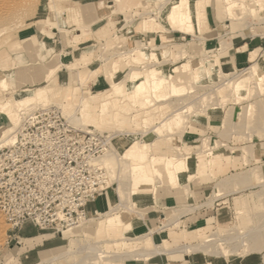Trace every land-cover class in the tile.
I'll use <instances>...</instances> for the list:
<instances>
[{"label":"rangeland","instance_id":"rangeland-1","mask_svg":"<svg viewBox=\"0 0 264 264\" xmlns=\"http://www.w3.org/2000/svg\"><path fill=\"white\" fill-rule=\"evenodd\" d=\"M162 1L166 2V0H120V2H115L113 0L115 12H122L124 15V21L120 23L122 24V28L120 31L116 30L103 38L102 41L99 40L95 43L97 50L96 57L98 58L96 59V64L105 67L108 71L107 78L110 86L105 90L102 97L101 95L98 96V98L101 97V99L96 106L101 102L106 103L109 112L105 113L101 121L99 110L96 107L93 111L94 122L84 124L93 125V127L100 131H107L110 133H113L114 130H120L116 133L118 137L114 143V152L112 156L109 157L110 164L108 167H110L113 172L111 179L116 177L121 180V182L128 181L134 184L135 178L146 176L149 179L150 177H154L157 182H162V184H166L170 181L169 183L172 185H181L180 176L183 174L187 175L189 181L195 176L206 174L198 172L199 161L197 157L200 156L193 155V153L200 149L202 139L208 141L209 147L211 146V141L208 134L202 132V136L196 141L194 148H191L180 142V139H178L176 135L181 134V132L184 129L186 130L189 126L191 127L195 121L201 122L206 120L207 116L211 114L220 113L219 122L221 123L213 128L222 138L228 139L232 137L233 140L243 146V160H245L247 164H250V167L247 166V168L249 167L248 173L252 176L253 181L245 190L236 189L233 191L231 198L234 203L231 222L227 225L220 226L224 229L213 226L205 235L212 234L213 232L217 234L226 232L244 233L252 227L258 229L259 226L258 234L262 238V243H264V226H262L264 224V182L262 181L264 178H260L264 176V158L256 160V164H251L253 161L252 157L248 160L255 146L264 150V93H262L264 86L254 81L255 83L252 84L253 90L251 89L249 94L238 102L235 101V93L229 87L221 90L217 96L214 89L218 82L221 80L226 81L228 79L227 77L236 75L239 71L223 72L221 65L218 63L221 74L217 75L216 68H213L209 78L205 73L199 74L196 78L195 76H191L192 66L201 61L202 57L211 58L216 54L213 55L211 52L207 53L203 51L195 42L189 43L188 39V42L187 40L182 41L183 44L164 43L161 45H153L152 43L146 44L142 41L145 45L152 46L153 48L147 50L135 48L132 49L129 54L121 53L130 50L134 46L129 45V40L125 32L130 30L132 24L135 23L139 26L142 25L145 31L149 29H173L185 34L191 33L192 35H197L195 30L201 32L203 26H195L193 21L185 17L188 13L186 0H176L174 1L175 3L173 2L174 4H171L160 12L158 5L159 2ZM194 1H196L199 6L205 3L204 0H190L188 5L189 3L191 5ZM210 1L211 0H208L207 3ZM43 2L44 0H0V15H2L0 21V29L2 30L0 32V111L8 117L11 123L16 121V119L18 120L19 113L17 107L20 108L22 106L28 108L32 106L35 107L38 103H45L44 105L58 103L65 110L72 112L75 107L74 105L78 101H86V97L90 96L89 92L82 94L80 88L76 87L75 74L71 82L74 84L73 88L71 86L69 88H64L53 83L55 73L60 69V66L56 64L57 57L53 60V65L49 67L52 69L55 68L52 78L47 79L46 76L45 81L31 80L28 78L31 76L34 68H32V65L29 63V60L32 59L26 58L24 54L26 53L31 57V51L24 44L18 43L15 36L19 28L25 26L29 20H32L33 17L38 14V9ZM214 2L215 6H217L218 14L222 19L227 18L222 16L223 11L221 9L229 5L230 15L228 17L234 28H237L238 25H245L247 22L251 21H264V14L262 11L264 10V0H214ZM179 3L183 5L184 13L181 12L178 14L177 9L179 8ZM252 7H254L255 10H251ZM137 42L141 41H134L135 44ZM101 52L103 53L102 56H100ZM119 52L121 55L117 56ZM181 52H183V54H180ZM39 54L41 55V51ZM175 54H177L176 57ZM13 60H15V63ZM42 61H44V58H42ZM77 61L78 59L75 60V62ZM251 63V66H256L257 64L255 61ZM75 64L68 66V68L72 70L73 67H76ZM47 69L48 68H46V70ZM153 74L164 78L167 77L169 81L161 82L160 84L149 83L143 91L140 90L139 87L142 86L141 84L144 80L148 79V76ZM259 76H262L261 79L264 81V70H261ZM176 85L180 86L178 90L175 89L179 91L178 94L180 97H175L174 95L175 92H173V88L176 87ZM49 88H53L52 94L55 93V95L50 97L48 94ZM257 91L260 92L259 95ZM21 92L22 96L19 102H17L15 96L17 93L21 94ZM183 92H186V94H183ZM240 92L246 95L245 90H241ZM145 99H150L151 103H146L144 101ZM85 106L86 112H89L90 106H87V104H85ZM180 106H183L185 109L189 107L187 109L188 114L186 113L187 117L185 118L183 115L178 117L175 115L173 116L174 120L171 122L170 120H166L167 117L171 116ZM85 114L86 113H82V116ZM113 115H115V117L112 123L111 118ZM145 120L148 124L146 126L144 124V122H146ZM6 126L10 125L8 124ZM6 126H0V133ZM133 129L137 131V136L130 133ZM154 138H158V140L153 143L152 140ZM140 141L150 143L149 147L147 148L146 146L141 153L137 151L138 148H140L138 146ZM141 145V147L145 146L143 144ZM181 147H184L187 153L190 152L192 154L187 160L189 161L187 164L188 166L180 170L177 178L179 183H177L172 181L174 172L171 171L169 167L164 166L161 160L169 164L175 163L177 166H181L178 160H172L173 155L177 156L183 153ZM203 149L208 150L209 148L208 146H203ZM177 150H179V153ZM115 152H117L119 158L115 156ZM135 153L139 155L137 156L138 158H136V160H131V157L133 158ZM152 158L155 161L151 162ZM223 159L229 161V158L220 155L212 165L211 172L214 168H219L221 166V160ZM193 164H196V168L190 173L189 171ZM117 185L118 182L114 185L115 191ZM152 186L153 184H151L142 195L154 197L159 188H166L165 185L161 187L156 185ZM235 186L238 187L239 185ZM212 195L208 196V200L212 201ZM244 200L247 201L245 207H243ZM116 202L115 206L119 203L118 198ZM127 202L128 204H124V207L120 206V209L124 208L129 212L132 211L135 206L138 208L140 206L133 192L129 196ZM239 206H242V213L237 216L236 209ZM127 212L124 214H127ZM117 213L114 214L115 216L112 215L114 216L112 225L115 227L120 225V227L123 228L124 223L120 220ZM100 216L99 214H96V216L89 214L83 221L85 222L84 227L77 228V230L73 231L75 235L71 238V242H73V244L70 245L71 249L76 248L78 245L91 243L92 241H101L99 245L104 250H117L118 252L134 249L131 245H135V243V246L143 245L139 240L133 241L132 244L118 245L116 248H114L113 245H108L106 241H104L106 236L97 232V228L100 224L97 220ZM108 216L109 215L104 216L100 221H103ZM176 216L177 213L174 211L166 212V217H170V219ZM176 228L180 230L179 224L176 225ZM38 232V238L35 239H26L23 236L22 238L19 237V242L21 244L18 246H23V250L27 246H32L34 243L39 244L43 240H46V242L44 241L45 245L43 247L49 249L41 253L39 261H47V264H77L79 262L78 258L82 255L81 253L76 256L75 254H70V256L68 255L50 263L48 259L55 256L58 250H63L65 245L68 244V239L65 238L63 241H60L58 239L59 236H53L47 231ZM122 234L125 237H129L125 232ZM8 235L9 225L4 222L0 212V264H21V262L18 261V256H16V252L18 251L17 248L5 255L8 250L7 242L10 243V247L17 246L14 240H9ZM110 236L112 238L118 237L117 235L111 234ZM110 236L107 237L111 238ZM51 240L54 241L50 242ZM203 240V236L196 238L193 244L202 242ZM207 241L208 239L204 242ZM232 243L230 246L234 245V247L237 248L231 247L233 248V254L229 256L230 258H244L245 256L253 255L256 257V264H264V246L258 251H248ZM53 245L54 247H52ZM51 247L53 250L50 249ZM55 247L56 249H54ZM194 253L210 258L218 256L210 255L203 251ZM177 255L179 254H175V256ZM219 256L224 257L223 255ZM108 263L115 264L116 262H102V264ZM85 264L87 263L85 262Z\"/></svg>","mask_w":264,"mask_h":264},{"label":"crops","instance_id":"crops-1","mask_svg":"<svg viewBox=\"0 0 264 264\" xmlns=\"http://www.w3.org/2000/svg\"><path fill=\"white\" fill-rule=\"evenodd\" d=\"M204 1L200 23L203 28L201 32L195 30L197 35L185 34L173 29H149L145 31L142 25L139 26L135 23L132 24L130 30L125 32L129 45H134L135 40L153 45L183 44L182 41L188 39L189 43L195 42L203 51L211 52L213 55L217 54L221 69L226 73L247 69L252 64L250 60L251 50H258L255 62L264 70V21H251L234 28L229 18L222 19L219 16L214 0L208 3V0ZM113 6V0H44L38 9V14L29 20L25 26L19 28L15 36L18 43L24 44L31 51V57L26 53L24 54L26 58L32 59L29 60V63L34 68L31 76L28 77L29 79L45 81L46 76L47 79L52 78L55 68L49 67L53 65V60L57 57L56 64L60 66V69L55 73L53 83L64 88L70 86L73 88L74 84L71 82L75 74L76 87L80 88L82 94L90 93L85 102L92 107V110L97 107L101 121L105 115L102 112V104L104 103L101 102L98 106L96 104L99 103L105 90L110 86L104 67L96 64L98 58L96 57L95 43L122 28L120 23L124 21V15L122 12H115ZM262 11L264 14V10ZM221 41H225L226 46L220 50L221 44L219 43ZM40 51L41 55L39 54ZM41 56L44 61H42ZM76 59H78L77 62H75ZM13 62L15 63V60ZM72 64H75L76 67L70 70L68 66ZM46 68L48 69L46 70ZM99 95L101 97L98 98ZM220 115V113H214L207 116L204 121H195L191 127L189 126L181 134L176 135L184 145L194 148L196 141L202 136V132L208 134L211 146L209 147L208 141L203 140L201 148L193 154L200 156L197 157L199 161L198 172L206 174L195 176L190 181L187 179V175L183 174L180 176L181 185L173 189L167 185L168 183L157 185L154 177H150L151 183L148 185L134 183L132 190L138 191L137 193H144L145 187L147 189L151 184L158 187L165 185L166 188H159L154 197L146 195V200L136 198L140 205L139 208L135 206L132 211L128 210L129 212L124 208L118 210L119 213L117 214L124 223L123 228L119 225L118 230L114 233L110 231L108 236L110 234L119 236L121 232H128L127 235L134 238L145 234L149 235L154 245L162 244L163 247L172 249L178 245L193 243L196 238L202 236L204 237L202 242H204L209 239L210 234L205 235V233L211 227L218 226L217 228L224 229L220 226L231 222L234 203L231 198L233 191L236 189L245 190L253 179L248 173L250 164L243 160V146L233 140L232 137L222 138L214 130L213 127L221 123L219 122ZM114 117L115 115L111 118L112 123ZM8 124L7 116L0 112V126ZM156 140L158 138H154L153 143ZM203 146H208L209 149L205 150ZM220 155L229 158V161L221 160V166L214 168L211 172L212 165ZM190 156H183V153L172 156V160H178L181 166L161 160L164 166L169 167L174 172L172 181L179 183L178 174L181 169L188 166L189 161L187 160ZM251 157L253 160L251 164H256V160L264 158V150L255 146L248 160ZM153 158L151 162L155 161ZM247 166L249 167L247 168ZM195 168L196 164H193L191 170L189 168V172L192 173ZM209 195L213 196L212 201L208 200ZM116 201L117 194L112 187L98 193L87 206L89 214L101 215L97 220L100 222L97 232L101 235L107 236V231L105 219L100 220L111 213L115 208ZM246 205L247 201L244 200L243 207ZM237 210H242V206H239ZM168 211L176 212L177 216L171 219L166 217ZM126 212L127 214H124ZM240 214L236 212L237 216ZM165 219L172 221L159 230L158 227L164 225ZM177 224H179L180 230L176 228ZM38 233L32 225L26 223L19 229L17 236L35 239L38 238ZM44 241L46 242L43 240L39 244L34 243L23 250V246L10 247V243L7 242L8 250L5 255L17 248L16 256H18V261L21 264H38L41 253L49 249L43 247ZM52 241L54 240L50 242ZM135 245L131 246L134 249L139 247V245ZM52 247L51 250H53ZM175 254L179 255L175 256ZM255 260L256 257L253 255L244 258H226L218 255L210 258L197 255V253L185 254L181 251H175L171 254L155 253L148 256L147 259L145 257H127L126 254H121L115 264H256Z\"/></svg>","mask_w":264,"mask_h":264},{"label":"built area","instance_id":"built-area-1","mask_svg":"<svg viewBox=\"0 0 264 264\" xmlns=\"http://www.w3.org/2000/svg\"><path fill=\"white\" fill-rule=\"evenodd\" d=\"M12 135L0 145V212L16 245L26 223L57 237L76 228L96 195L112 188L98 158L118 136L72 124L58 103L21 109Z\"/></svg>","mask_w":264,"mask_h":264},{"label":"bare ground","instance_id":"bare-ground-1","mask_svg":"<svg viewBox=\"0 0 264 264\" xmlns=\"http://www.w3.org/2000/svg\"><path fill=\"white\" fill-rule=\"evenodd\" d=\"M115 1L116 2H120V0H115ZM174 1H176V0H166V2L165 1L164 2L163 1L159 2L158 7H159L160 12L164 8L170 6L171 4H174L175 3ZM186 1H187V6H188V13H187V16H185L184 14L183 15L185 17H187V19L189 18L191 21H193L195 26H199L200 23H201V12H202L203 7L199 6L196 1L191 3V5H190V3L188 5V2L190 0H186ZM182 6L183 5L181 3H179V6H178L179 8L177 9L178 10V14L181 13V12L182 13L185 12V11H183L184 7H182ZM221 10L223 11L222 16H224L226 18H229L228 17L230 15L229 14V5H226ZM251 10H255V8L252 7ZM1 18H2V15H0V21H1ZM0 26H1V22H0ZM1 31L2 30L0 29V32ZM224 42L221 41L219 43V44H221L220 48H219L220 50L225 48L226 44H224ZM218 47H219V45H218ZM135 48H139V49L143 48V49L147 50V49L153 48V47L152 46L151 47L147 46V45H145L142 42H137L136 44L134 43V46L130 50L123 51L121 53L129 54L130 51L132 49H135ZM121 53L119 52L117 54V56L121 55ZM177 54H175V57H176ZM180 54H183V52H181ZM257 54H258V50H251V52H250V60L251 61H255L256 60L255 59L256 56H258ZM102 55H103V53H100V56H102ZM218 63H219V58H218L217 54L215 56L211 57V58L202 57L201 61L196 63V65L192 66V71H191L190 75L191 76H195V78H196L199 74L205 73V75L209 78L211 76V71H212L213 68H216L217 75L221 74V72L219 70V64ZM261 70H263V69L258 64H256V66H248L247 69L237 72L236 75H231V76L227 77L228 79L227 80L225 79L226 81H222L221 80L220 82H218L217 86L214 89V92L218 96V94H219V92L221 90H223L224 88H228L229 87L235 93V96H236L235 101L238 102L239 100H243V98L246 97L249 94L250 90L253 88L252 84H254L256 82L257 84H261V85L264 86V83H263L264 81H262V79H261L262 76H259ZM104 72L106 73V76H108V71L106 70L105 67H104ZM224 77H225V75H224ZM166 78L160 77V76H158L156 74L148 76V79L144 80V82L141 84L142 86H140L141 88L139 87V89L143 91L145 89L146 85H149V83L150 84L151 83L152 84L153 83L154 84H160L161 82H168L169 78H167V79ZM178 88H180V86H178V85H176V87L173 88V92H175L174 93L175 97H180L179 94H178L179 91L175 90V89L178 90ZM52 89L53 88H49L48 89V94L50 95V97L55 95V93L52 94ZM241 90H245L246 91V95L241 94V92H240ZM186 92H183V94H186ZM262 93H264V88H263V92ZM257 94L259 95L260 92L257 91ZM216 95H215V97H216ZM21 96H22V92H21V94H18V93L16 94L15 99H16L17 102H19V99L21 98ZM32 96H33V94H32ZM219 97H220V95H219ZM172 98H174V97H172ZM8 99H9V97H8ZM10 99H11V97H10ZM144 101L146 103H151L150 99H145ZM38 104H43L44 105L45 103H38ZM85 104H86L85 101H83V102L82 101H80V102L78 101L74 105L75 107L72 110V112H70L69 110L67 111V110H65L63 108L65 114L67 115V117L69 118V120H70V122L72 124L79 125V126H87V125H90V124H84V123H93L94 122V113H93L94 110L91 109L92 107H89L90 111L86 112ZM0 105H1V103H0ZM102 105H103L102 112H104V113L108 112V105L106 103H104ZM0 108H1V106H0ZM17 108H18V113H19V111L21 109L27 108V107H22L21 106L20 108L19 107H17ZM188 108L185 109V108H183V106H180V108H177V110H175L171 114V116L167 117L166 120H170V122H171L172 120H174L173 116H175V115H177L178 117L180 115H183L186 118L187 114H188L187 113V109ZM263 108H264V106H263ZM0 112L3 113L2 111H0ZM82 113L83 114L86 113V114L82 116ZM18 123H19V114H18V120L16 119V121L12 122L10 126H6L1 131V133H0V145L11 144L14 141V136L12 135V133L14 132V130H15L16 126L18 125ZM144 124H145V126L148 125L147 121L144 122ZM90 126H93V125H90ZM117 131H120V130H114L113 133L116 135ZM136 132L137 131L135 129H133V131H130V133L132 135L134 134L135 136H137ZM141 139H142V137H141ZM203 140H206V139H202L201 142ZM121 141H122V139H121ZM139 143L140 144H138V146L140 148H138L137 151L138 152L140 151V153L144 150V148H146V146L148 148L149 145H150V143H147L145 141H140ZM141 144H143L145 146L141 147L142 146ZM202 144H203V142H202ZM202 144L200 146H202ZM181 148H182L183 156H190L192 154L190 152L187 153L185 151L184 147H181ZM178 151L179 150H177V152ZM113 152H114V147H113V150L108 151L107 153L103 154L101 157L98 158V160L107 169V175H108V178H109V183L112 185V187L114 188V185L118 182V185L115 187V189L117 191V198H118V202L119 203L115 206V208L111 211V213L107 214L109 216L105 219V221H106V231H107L106 233L108 235H109L110 231L114 233L116 230H118V226L119 225H117L116 227L114 225H112V222H114L113 221L114 220V216H115L114 214L117 213V210H120V206L124 207V204L125 205L128 204L127 201L129 199V196L132 194V192L134 193V195H135V197L137 199H141V200H146L147 199V196H143L142 193H137L138 191L136 192V190L135 191L132 190V186L134 184H131L128 181H126V182L122 181L121 182V180H119L116 177H114V179H111L113 172H112L111 168L108 167V165L110 164L109 163V157L112 156ZM115 156H117V152H115ZM137 156H139V155H137V153H135L133 158L131 157V160H136V158H138ZM117 158H119V157L117 156ZM252 170H254V169H252ZM175 171H177V170L175 169ZM263 171H264V168H263ZM262 178H264V176ZM262 181L264 182V180H262ZM136 182L137 183H142L144 185H148V184L151 183L150 179L148 177H146V176H142V177L139 176V177L135 178L134 183H136ZM156 183H157V185L162 184V182H156ZM167 185L171 189L177 188V187L180 186V184H173L172 185L169 182H168ZM145 190H146V187H145ZM183 191H184V189H183ZM236 212L237 213H242V210H237ZM112 215H114V216H112ZM171 221L170 220H166V222L164 223L163 227L165 225L169 224ZM84 224H85V222H82L76 228L66 229V230L62 231L61 236H59L58 239L60 241H63L65 238H67L68 239V244L65 245V248L63 250H58V252L55 254V256H53V257L48 259L50 263L51 262L53 263V261L58 260V259H62L64 257L68 256V255L70 256V254H75V256H76V255H78L80 253L82 255L78 258L79 262L77 264H85V262L87 264H102L103 261L105 263L107 261L117 262V259L120 257L121 254H126L127 257H133V258L145 257V259H147L148 256H150L152 254H155V253L171 254V253H174L175 251H181V252H184L185 254H190V253L194 254V252L203 251V252H205L207 254H210V255H223L224 257H229L230 255L233 254V252H232L233 248H237V247H234V245H232L233 248H231L232 246H230V245H231L232 242H233L232 244H235V245L237 244V245L245 248L248 251H258V250L262 249L263 246H264V243H262L263 242L262 238L258 234V231H259V228H260L258 226V229L256 227H252L250 230H248V231H246L244 233H236V232L227 233L226 232V233L217 234V233L213 232L212 234H210L208 236L209 239H208L207 242H201V243L197 242V243H194V244L193 243H187V244H183V245H178V246H176V247H174L172 249L165 248L161 244H155L154 245L152 243V241L150 240L151 238L149 237V235L143 234V235L135 236L134 238H132V237L123 236V234H122L123 232H121V234L118 237H116V238H112V237L109 238V237H107L108 236L107 235L106 238L104 239V241H106V243L108 245H113L114 248H116V246H118V245L129 244V243H131V242H133L135 240L141 241L143 243V245L137 247L136 249H131V250H128V251L118 252L117 250L116 251L104 250L99 245V243L101 241H97V242L92 241L91 243L89 242V243H86V244H83V245H78L76 248L71 249L70 245L73 244V242H71V238L74 237V235H75L73 233V231L77 230V228L84 227ZM262 226H264V224ZM54 249H56V247ZM81 262H83V263H81ZM38 264H47V261L46 262L39 261Z\"/></svg>","mask_w":264,"mask_h":264}]
</instances>
